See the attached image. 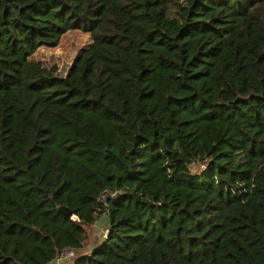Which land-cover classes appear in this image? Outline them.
Segmentation results:
<instances>
[{
	"label": "trees",
	"instance_id": "16d2710c",
	"mask_svg": "<svg viewBox=\"0 0 264 264\" xmlns=\"http://www.w3.org/2000/svg\"><path fill=\"white\" fill-rule=\"evenodd\" d=\"M70 29L63 74L32 59ZM67 247L264 264V0H0V264Z\"/></svg>",
	"mask_w": 264,
	"mask_h": 264
},
{
	"label": "rangeland",
	"instance_id": "374dc122",
	"mask_svg": "<svg viewBox=\"0 0 264 264\" xmlns=\"http://www.w3.org/2000/svg\"><path fill=\"white\" fill-rule=\"evenodd\" d=\"M91 41L87 32L81 29H70L66 31L59 43L55 46H39L31 55L32 59L41 61L43 64L58 66L61 74L72 62L75 55ZM100 219L87 228L86 245L80 252L90 251L98 245L106 233V218L102 214ZM94 244L89 246V244ZM90 247V248H89Z\"/></svg>",
	"mask_w": 264,
	"mask_h": 264
},
{
	"label": "built area",
	"instance_id": "2783aa9c",
	"mask_svg": "<svg viewBox=\"0 0 264 264\" xmlns=\"http://www.w3.org/2000/svg\"><path fill=\"white\" fill-rule=\"evenodd\" d=\"M117 193V190L110 191L105 189L99 196V199L101 201H106L109 196H115ZM107 232V228H106ZM106 235V233H105ZM104 235V236H105ZM75 257V252L71 248H65L61 251V253L55 258V264H69L72 262L73 258Z\"/></svg>",
	"mask_w": 264,
	"mask_h": 264
},
{
	"label": "water",
	"instance_id": "95a60500",
	"mask_svg": "<svg viewBox=\"0 0 264 264\" xmlns=\"http://www.w3.org/2000/svg\"><path fill=\"white\" fill-rule=\"evenodd\" d=\"M58 208L65 214H72L71 210L64 205H59Z\"/></svg>",
	"mask_w": 264,
	"mask_h": 264
},
{
	"label": "crops",
	"instance_id": "0c3cea01",
	"mask_svg": "<svg viewBox=\"0 0 264 264\" xmlns=\"http://www.w3.org/2000/svg\"><path fill=\"white\" fill-rule=\"evenodd\" d=\"M104 216H105V215H104ZM105 218H106V217H105ZM99 219H100V218H99ZM97 221H98V220H97ZM91 245H94V244H91V243H90L89 246L91 247ZM90 247H89V248H90ZM87 251H88V250H87ZM48 264H55V260H52V261L49 262Z\"/></svg>",
	"mask_w": 264,
	"mask_h": 264
}]
</instances>
